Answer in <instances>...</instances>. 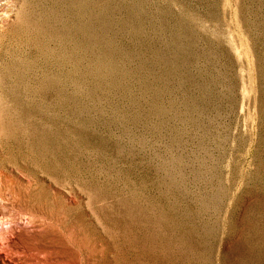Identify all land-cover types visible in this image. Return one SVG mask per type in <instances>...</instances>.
Here are the masks:
<instances>
[{
	"label": "rangeland",
	"instance_id": "rangeland-1",
	"mask_svg": "<svg viewBox=\"0 0 264 264\" xmlns=\"http://www.w3.org/2000/svg\"><path fill=\"white\" fill-rule=\"evenodd\" d=\"M0 264H264V0H0Z\"/></svg>",
	"mask_w": 264,
	"mask_h": 264
},
{
	"label": "bare ground",
	"instance_id": "bare-ground-1",
	"mask_svg": "<svg viewBox=\"0 0 264 264\" xmlns=\"http://www.w3.org/2000/svg\"><path fill=\"white\" fill-rule=\"evenodd\" d=\"M13 224H14V222H13ZM29 225V224H28ZM14 228V227H13ZM14 230H16V229H14ZM13 238V237H12ZM10 242V241H9ZM26 242V241H25ZM29 243V242H28ZM30 244V243H29Z\"/></svg>",
	"mask_w": 264,
	"mask_h": 264
}]
</instances>
